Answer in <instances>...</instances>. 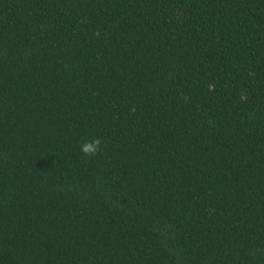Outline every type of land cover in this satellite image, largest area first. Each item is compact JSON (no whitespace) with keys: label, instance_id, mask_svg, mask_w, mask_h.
Listing matches in <instances>:
<instances>
[{"label":"trees","instance_id":"16d2710c","mask_svg":"<svg viewBox=\"0 0 264 264\" xmlns=\"http://www.w3.org/2000/svg\"><path fill=\"white\" fill-rule=\"evenodd\" d=\"M0 264H264V0H0Z\"/></svg>","mask_w":264,"mask_h":264},{"label":"clouds","instance_id":"9594fccd","mask_svg":"<svg viewBox=\"0 0 264 264\" xmlns=\"http://www.w3.org/2000/svg\"><path fill=\"white\" fill-rule=\"evenodd\" d=\"M103 140L100 137H93L85 142L81 143L80 150L84 154L85 157L91 158L96 156L103 144Z\"/></svg>","mask_w":264,"mask_h":264}]
</instances>
